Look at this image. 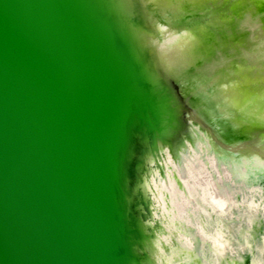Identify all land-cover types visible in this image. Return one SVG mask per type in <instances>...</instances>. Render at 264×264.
<instances>
[{
	"label": "water",
	"instance_id": "95a60500",
	"mask_svg": "<svg viewBox=\"0 0 264 264\" xmlns=\"http://www.w3.org/2000/svg\"><path fill=\"white\" fill-rule=\"evenodd\" d=\"M220 2L0 0V264H169L170 168L264 165Z\"/></svg>",
	"mask_w": 264,
	"mask_h": 264
},
{
	"label": "bare ground",
	"instance_id": "6f19581e",
	"mask_svg": "<svg viewBox=\"0 0 264 264\" xmlns=\"http://www.w3.org/2000/svg\"><path fill=\"white\" fill-rule=\"evenodd\" d=\"M252 1L262 20L247 0L216 4L228 12L230 34L223 40L228 31L221 29L223 36L210 41L227 61L238 60L248 93L236 100L264 122V94L252 99L249 94L264 89V32L259 28L264 27V0ZM207 152L187 162L183 177L173 167L168 172L167 197L162 195L160 204L175 242L167 239L173 245L169 264H264V165L220 168Z\"/></svg>",
	"mask_w": 264,
	"mask_h": 264
}]
</instances>
